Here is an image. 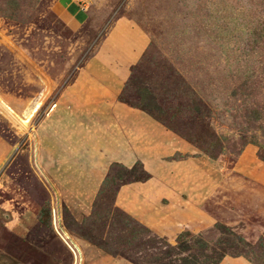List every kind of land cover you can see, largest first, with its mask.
<instances>
[{
	"label": "rangeland",
	"instance_id": "rangeland-1",
	"mask_svg": "<svg viewBox=\"0 0 264 264\" xmlns=\"http://www.w3.org/2000/svg\"><path fill=\"white\" fill-rule=\"evenodd\" d=\"M9 1L0 0V264H94L90 248L131 264H264V0H68L83 21L65 0ZM119 18L149 37L119 99L152 122L133 126L136 154L124 162L65 179L42 159L41 133ZM87 161L90 170L96 159ZM131 184L141 201L118 203ZM56 214L79 253L53 231ZM18 220L21 234L7 226Z\"/></svg>",
	"mask_w": 264,
	"mask_h": 264
},
{
	"label": "crops",
	"instance_id": "crops-1",
	"mask_svg": "<svg viewBox=\"0 0 264 264\" xmlns=\"http://www.w3.org/2000/svg\"><path fill=\"white\" fill-rule=\"evenodd\" d=\"M65 1L72 11L77 12L74 15L77 21L86 18L85 12V17L81 19L72 3ZM148 44V35L132 20L117 19L96 53L78 70L73 82L59 93L56 102L58 120L51 124L46 133H41L40 139L43 147L41 157L43 160L44 157L49 159L47 164L52 166L49 172L58 167L61 173H65V179L66 175L81 179V175L87 172L97 174L101 172L99 169L112 161L124 162L125 158L136 154L127 137L137 129L134 127L152 121L141 110L121 102L119 95L129 69L138 62ZM92 156L96 163L91 164L89 170L87 160ZM150 184L144 183L143 186ZM137 186L131 184L122 187L117 202H123L128 197H135L136 202L141 201ZM78 188L86 190L92 186L80 183ZM127 210H131L134 216H140L141 211L132 210L131 207H127ZM10 223L7 224L10 229L20 234L24 232V221L18 220L16 225L14 221ZM55 224L53 231L68 233L62 226L59 214H56ZM88 252L94 264H131L123 259L105 256L95 249L90 248Z\"/></svg>",
	"mask_w": 264,
	"mask_h": 264
},
{
	"label": "bare ground",
	"instance_id": "bare-ground-1",
	"mask_svg": "<svg viewBox=\"0 0 264 264\" xmlns=\"http://www.w3.org/2000/svg\"><path fill=\"white\" fill-rule=\"evenodd\" d=\"M36 110V107H34L32 109V111L25 117V123L28 122L30 120V118L33 116V113L35 112ZM61 237L63 238V240L69 245L70 243L67 242L68 241V237L66 236V233L65 234H61ZM70 248L74 251L75 254L79 253V248L77 246H72L71 244L69 245Z\"/></svg>",
	"mask_w": 264,
	"mask_h": 264
},
{
	"label": "trees",
	"instance_id": "trees-1",
	"mask_svg": "<svg viewBox=\"0 0 264 264\" xmlns=\"http://www.w3.org/2000/svg\"><path fill=\"white\" fill-rule=\"evenodd\" d=\"M9 3H14V0L13 1H9ZM141 110H144V111H146L145 109H143V108H141ZM148 114H150L148 111H146ZM134 170V168L131 170V171H133Z\"/></svg>",
	"mask_w": 264,
	"mask_h": 264
}]
</instances>
